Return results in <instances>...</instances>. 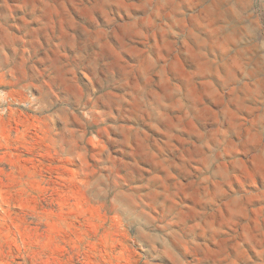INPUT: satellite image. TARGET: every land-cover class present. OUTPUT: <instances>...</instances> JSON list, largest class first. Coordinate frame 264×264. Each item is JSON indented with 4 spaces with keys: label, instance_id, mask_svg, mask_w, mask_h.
<instances>
[{
    "label": "rangeland",
    "instance_id": "1",
    "mask_svg": "<svg viewBox=\"0 0 264 264\" xmlns=\"http://www.w3.org/2000/svg\"><path fill=\"white\" fill-rule=\"evenodd\" d=\"M0 264H264V0H0Z\"/></svg>",
    "mask_w": 264,
    "mask_h": 264
}]
</instances>
